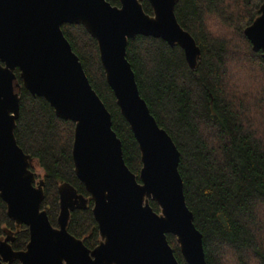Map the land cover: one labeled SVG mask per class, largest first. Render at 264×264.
Listing matches in <instances>:
<instances>
[{
  "label": "water",
  "instance_id": "1",
  "mask_svg": "<svg viewBox=\"0 0 264 264\" xmlns=\"http://www.w3.org/2000/svg\"><path fill=\"white\" fill-rule=\"evenodd\" d=\"M148 1L152 15L139 0H119V5L107 0H0V198L8 218L29 232L23 250L11 246L14 231L5 233L0 264H179L167 234L175 236L187 264H207L202 233L184 197L179 151L141 97L126 46L138 34L161 38L179 45L192 69L201 51L177 21V0ZM63 23L83 25L97 42L106 81L138 143V179L123 159L111 114L64 36ZM244 34L264 59V0ZM16 69L31 95L44 97L56 116L74 123V172L89 197L61 183L57 226L41 208L43 179L31 169L38 162L14 135L20 90L14 84ZM89 198L100 235L94 248L67 230L71 211L86 208Z\"/></svg>",
  "mask_w": 264,
  "mask_h": 264
},
{
  "label": "trees",
  "instance_id": "2",
  "mask_svg": "<svg viewBox=\"0 0 264 264\" xmlns=\"http://www.w3.org/2000/svg\"><path fill=\"white\" fill-rule=\"evenodd\" d=\"M139 1L152 15L149 1ZM262 2L177 0V21L201 51L194 69L179 45L170 46L161 38L138 34L126 46L141 97L179 151L184 197L202 233L207 264H264V59L244 34ZM61 29L110 112L123 159L138 179L142 165L138 143L106 81L96 40L81 24L63 23ZM15 74L21 87L14 135L22 150L38 162L41 175L36 178L43 179L44 193L41 208L56 226L61 183L89 197L74 172V123L56 116L44 97L33 96L22 86L18 69ZM149 203L159 212L154 200ZM92 206L89 198L86 208L71 211L67 226L88 248L100 241ZM7 231L15 232L12 248L25 249L28 228L16 227L0 198V239ZM166 236L179 264H187L175 236Z\"/></svg>",
  "mask_w": 264,
  "mask_h": 264
},
{
  "label": "rangeland",
  "instance_id": "3",
  "mask_svg": "<svg viewBox=\"0 0 264 264\" xmlns=\"http://www.w3.org/2000/svg\"><path fill=\"white\" fill-rule=\"evenodd\" d=\"M34 171L37 173V175H41V169L38 167V165H36V162L34 163ZM37 179H36V183H37Z\"/></svg>",
  "mask_w": 264,
  "mask_h": 264
},
{
  "label": "flooded vegetation",
  "instance_id": "4",
  "mask_svg": "<svg viewBox=\"0 0 264 264\" xmlns=\"http://www.w3.org/2000/svg\"><path fill=\"white\" fill-rule=\"evenodd\" d=\"M19 71V70H18ZM16 80V79H15ZM15 80H14V84H17V83H19V82H15ZM22 83V82H21ZM23 86V85H22ZM21 87V84L19 83V87H15V89H16V91H18V89ZM57 226V225H56ZM29 239V238H28ZM26 247V246H25ZM19 261V260H18ZM13 262V261H12ZM11 262V263H12ZM10 263V264H11ZM20 263V262H19Z\"/></svg>",
  "mask_w": 264,
  "mask_h": 264
}]
</instances>
